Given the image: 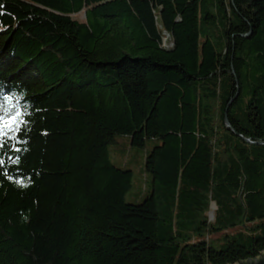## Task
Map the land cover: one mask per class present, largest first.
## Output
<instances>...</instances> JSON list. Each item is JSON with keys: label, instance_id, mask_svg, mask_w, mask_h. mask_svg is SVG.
<instances>
[{"label": "trees", "instance_id": "16d2710c", "mask_svg": "<svg viewBox=\"0 0 264 264\" xmlns=\"http://www.w3.org/2000/svg\"><path fill=\"white\" fill-rule=\"evenodd\" d=\"M0 145V264L257 259L264 0H0Z\"/></svg>", "mask_w": 264, "mask_h": 264}, {"label": "rangeland", "instance_id": "374dc122", "mask_svg": "<svg viewBox=\"0 0 264 264\" xmlns=\"http://www.w3.org/2000/svg\"><path fill=\"white\" fill-rule=\"evenodd\" d=\"M158 144V141L149 140L144 148H135L130 146L128 137H117L116 142L109 147L111 163L132 172L131 188L124 198L126 203L139 204L150 193L152 182L150 175L145 172V158Z\"/></svg>", "mask_w": 264, "mask_h": 264}, {"label": "water", "instance_id": "95a60500", "mask_svg": "<svg viewBox=\"0 0 264 264\" xmlns=\"http://www.w3.org/2000/svg\"><path fill=\"white\" fill-rule=\"evenodd\" d=\"M210 217L212 218V214ZM238 264H264V256L260 255L259 259H251L246 262H239Z\"/></svg>", "mask_w": 264, "mask_h": 264}, {"label": "snow or ice", "instance_id": "6c2138e0", "mask_svg": "<svg viewBox=\"0 0 264 264\" xmlns=\"http://www.w3.org/2000/svg\"><path fill=\"white\" fill-rule=\"evenodd\" d=\"M18 130V129H17ZM0 146H6V145H0Z\"/></svg>", "mask_w": 264, "mask_h": 264}]
</instances>
